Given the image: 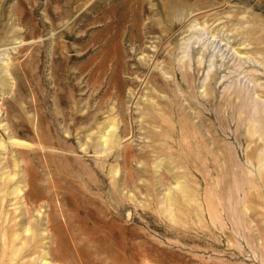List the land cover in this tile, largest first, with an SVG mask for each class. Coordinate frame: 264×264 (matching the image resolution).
<instances>
[{
	"label": "rangeland",
	"instance_id": "374dc122",
	"mask_svg": "<svg viewBox=\"0 0 264 264\" xmlns=\"http://www.w3.org/2000/svg\"><path fill=\"white\" fill-rule=\"evenodd\" d=\"M0 261L264 264V0H0Z\"/></svg>",
	"mask_w": 264,
	"mask_h": 264
},
{
	"label": "bare ground",
	"instance_id": "6f19581e",
	"mask_svg": "<svg viewBox=\"0 0 264 264\" xmlns=\"http://www.w3.org/2000/svg\"><path fill=\"white\" fill-rule=\"evenodd\" d=\"M27 188H28V186H27ZM18 190H19V188H17ZM23 191V190H22ZM22 192H21V190H19V194H21ZM21 200H22V202H23V204H25V202H24V199H22L21 198ZM27 204V203H26ZM28 209V208H27ZM27 211V210H26ZM49 214V213H48ZM47 215V214H46ZM64 217V216H63ZM67 219H69L68 217H67ZM44 223H41L40 224V233H39V235H40V237H41V239H44L45 237H46V235H45V233L48 231V235L49 236H51V237H53L54 238V243H56V241H57V243H58V247L59 246H61V243H62V241H63V238H64V235H63V232H62V230H63V226L61 225V223H59L58 221H57V219L55 218V216H52L51 214L50 215H48L47 216V219H46V223L43 225ZM68 225H69V223H68ZM15 228V227H14ZM70 230V229H69ZM5 231V230H4ZM68 232V231H67ZM5 233V232H4ZM69 233V232H68ZM11 234V236H12V233H10ZM19 234V233H18ZM16 235V234H15ZM11 236H9V239H10V241H12V240H14L13 238H14V236L13 237H11ZM17 236V235H16ZM15 236V237H16ZM3 237H4V235H3ZM6 238L7 237H5V240H6ZM52 238V239H53ZM54 245V244H53ZM52 247V246H51ZM57 247V246H56ZM55 247V249L57 250V248ZM18 248V247H17ZM51 249V248H50ZM49 249V250H50ZM17 250H19V249H17ZM17 250H16V252H17ZM52 250V249H51ZM52 251H54V250H52ZM55 252V251H54ZM30 253H35V251H31ZM29 253V254H30ZM43 253H45V255H47L48 254V252H43ZM14 254H16L15 252H14ZM49 254H51V253H49ZM48 254V255H49ZM31 255V254H30ZM14 256V255H13ZM46 259V258H45ZM0 264H4V263H2L1 261H0ZM23 264H35V261H33V262H24ZM45 264V263H44ZM51 264V263H50Z\"/></svg>",
	"mask_w": 264,
	"mask_h": 264
}]
</instances>
